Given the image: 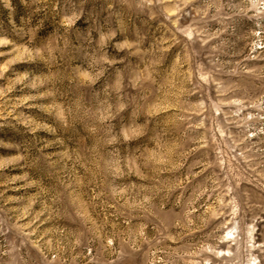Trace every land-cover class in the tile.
<instances>
[{
  "label": "rangeland",
  "instance_id": "rangeland-1",
  "mask_svg": "<svg viewBox=\"0 0 264 264\" xmlns=\"http://www.w3.org/2000/svg\"><path fill=\"white\" fill-rule=\"evenodd\" d=\"M0 264H264V0H0Z\"/></svg>",
  "mask_w": 264,
  "mask_h": 264
}]
</instances>
